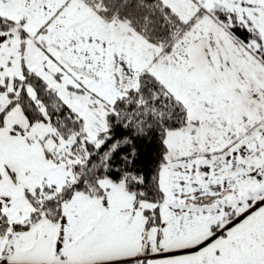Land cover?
<instances>
[{"label": "snow or ice", "instance_id": "obj_1", "mask_svg": "<svg viewBox=\"0 0 264 264\" xmlns=\"http://www.w3.org/2000/svg\"><path fill=\"white\" fill-rule=\"evenodd\" d=\"M0 264H264V0H0Z\"/></svg>", "mask_w": 264, "mask_h": 264}]
</instances>
